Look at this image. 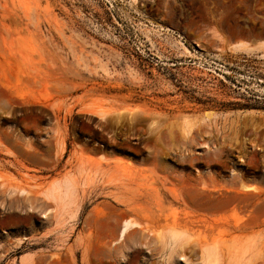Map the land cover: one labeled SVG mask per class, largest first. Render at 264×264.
I'll return each mask as SVG.
<instances>
[{"label":"rangeland","instance_id":"rangeland-1","mask_svg":"<svg viewBox=\"0 0 264 264\" xmlns=\"http://www.w3.org/2000/svg\"><path fill=\"white\" fill-rule=\"evenodd\" d=\"M239 42H264V0H0V145L57 158L63 144L83 170L102 169L86 150L116 159L81 264H144L170 230L189 241L167 264L213 246L227 264L242 238L238 259L264 264V50ZM126 220L141 229L118 242ZM24 236L0 231V264L45 247Z\"/></svg>","mask_w":264,"mask_h":264},{"label":"crops","instance_id":"crops-1","mask_svg":"<svg viewBox=\"0 0 264 264\" xmlns=\"http://www.w3.org/2000/svg\"><path fill=\"white\" fill-rule=\"evenodd\" d=\"M1 143L0 172L4 176L5 184L2 186L0 183V231H7L10 227L17 228L26 235L23 238L27 240L23 244H27L29 240L37 241L38 245H40L39 242H42L44 248L32 246V249L25 251L32 255L31 259L26 260H29L27 264H40L45 257H48V264H53L55 262L53 255L67 254L69 256V251L77 256L78 262L81 264L82 246L88 226L95 222L97 225L99 224L95 208L104 205V201L100 199L104 190V163L114 162L115 157L99 150H86L82 155L83 162L88 166L91 164L102 165V169L83 170L77 163L73 167H65V163L70 157L66 145L65 150L57 158L55 156L48 158L43 154L27 152L5 139H1ZM60 161L64 168L53 174L45 172ZM66 179L69 181L71 179L70 183L73 186L70 185L69 188L72 191L75 190L73 194L76 204L71 206L73 209L69 207L64 212L59 210L54 203L45 200L42 194L49 190L53 183H62ZM13 188H23L30 195L28 197H20L17 193L9 195V191L12 193ZM77 207V216L72 220L70 217L73 214L70 215V212H75ZM140 229L134 228L130 230V233ZM145 239L148 237L146 236ZM247 241L250 239L242 238L241 246L233 247L234 254L231 255L227 264H233V261L238 259V255L243 256L242 250H244ZM53 244L58 246L59 250H54ZM160 245L162 249L157 247L152 251H145L144 264H167L162 261V256L166 260L169 251L163 246V243ZM136 251L134 250V252ZM218 253L221 260L219 249ZM246 256V259L251 258L252 263L250 254L247 253ZM188 261L190 264L194 263L190 257ZM241 261L244 263L243 260Z\"/></svg>","mask_w":264,"mask_h":264},{"label":"bare ground","instance_id":"bare-ground-1","mask_svg":"<svg viewBox=\"0 0 264 264\" xmlns=\"http://www.w3.org/2000/svg\"><path fill=\"white\" fill-rule=\"evenodd\" d=\"M231 48H232L233 52L250 55V54L254 53L255 51L264 50V42H260V43L256 44V46H251L249 43H246V42H239L235 45H232ZM101 71H102V73L108 75V71L105 70V68L102 67ZM100 112H102V111H100ZM94 113H89V114H91L92 116H99L101 118V120H105L107 118V115L105 112H102L103 114L99 113L98 115H96L98 112H96V114H94ZM120 115H123V114H120ZM129 115L131 117L134 115V113H130ZM206 119H207V117L205 118V120ZM188 124L189 123H187V122L184 123L185 132L189 130ZM58 147H59L58 154H61V152H63V150H64V148H63L64 146L62 144L61 148H60V146H58ZM70 181H71V179H70ZM70 181L68 179H66L62 183H59V182L53 183L51 185V188L42 194L43 198L47 201L54 203L57 206V208H59V210L64 211V212L67 210V208L71 207L72 205L75 206L76 203H75L74 194H73L75 190L72 191V189L69 188L70 185L73 186V184H71ZM2 182H3V176L0 175V183H2ZM243 189L246 191H254L255 187L245 186V187H243ZM19 195L21 197L27 196L28 193L25 190H20ZM75 209H76L75 212L74 211L70 212L71 213L70 215L73 214L70 217L72 220L75 219L77 216L78 207ZM69 210L71 211V209H69ZM69 210H68V212H69ZM63 214H65V213H63ZM140 227H141V225H139L138 223H133L130 220L124 221L122 224L121 230L119 232L118 242L121 241L129 233V231L131 229L140 228ZM162 234L159 235V233H158V235L160 237L159 239L162 241L163 246L167 247L166 248V249H168L167 251L170 252L168 260L173 259V257H177L179 261H186V258L183 255V252L186 249L187 242L189 241V239L187 238V235L184 234L183 232H180L177 230H172V231L170 230L167 234L165 233L166 236H163ZM250 249L251 248H249V246H247L246 249L244 250L245 252L243 251V254L246 253V251H250ZM31 258H32V255H30L29 252H26V253L22 254L20 257H18L17 260H15L13 262V264H27V262L29 260L28 261H26V260L31 259ZM199 264H221V260H220L219 253H218V247H216V246L203 247L201 250V253L199 255ZM233 264H251V258L247 259L246 262H244V263H242V261L240 259H236L233 261Z\"/></svg>","mask_w":264,"mask_h":264}]
</instances>
